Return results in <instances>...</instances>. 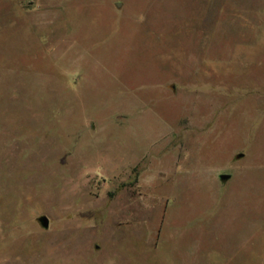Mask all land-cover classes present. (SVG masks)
Instances as JSON below:
<instances>
[{"label":"rangeland","instance_id":"obj_1","mask_svg":"<svg viewBox=\"0 0 264 264\" xmlns=\"http://www.w3.org/2000/svg\"><path fill=\"white\" fill-rule=\"evenodd\" d=\"M0 264H264V0H0Z\"/></svg>","mask_w":264,"mask_h":264},{"label":"water","instance_id":"obj_2","mask_svg":"<svg viewBox=\"0 0 264 264\" xmlns=\"http://www.w3.org/2000/svg\"><path fill=\"white\" fill-rule=\"evenodd\" d=\"M222 180H229L231 178L230 175H221L220 177ZM41 225L44 227V228H49V225H50V220L47 216H42L40 219H39Z\"/></svg>","mask_w":264,"mask_h":264}]
</instances>
